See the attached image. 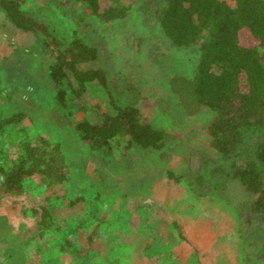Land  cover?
Returning a JSON list of instances; mask_svg holds the SVG:
<instances>
[{
  "label": "rangeland",
  "instance_id": "1",
  "mask_svg": "<svg viewBox=\"0 0 264 264\" xmlns=\"http://www.w3.org/2000/svg\"><path fill=\"white\" fill-rule=\"evenodd\" d=\"M21 1L59 38L79 37L97 49L107 83L89 88L92 103L110 113L132 106L175 138L161 150L110 152L84 142L75 107L60 102L49 76V53L0 10V119L24 114L22 127L58 144L70 173L56 189L64 197L55 225L62 229L44 238L29 211L43 198L31 186L21 196L0 190V264H264V215L251 213L253 198L229 176L238 158L210 146L215 114L204 107L187 115L169 89L173 76H195L201 54L164 34L163 0H134L128 17L111 23L82 0ZM249 134L241 158L264 143V129ZM15 138L0 145L8 152ZM70 238L75 249L61 251Z\"/></svg>",
  "mask_w": 264,
  "mask_h": 264
},
{
  "label": "trees",
  "instance_id": "2",
  "mask_svg": "<svg viewBox=\"0 0 264 264\" xmlns=\"http://www.w3.org/2000/svg\"><path fill=\"white\" fill-rule=\"evenodd\" d=\"M82 2L104 23L126 19L134 5V0ZM163 2L160 26L164 34L176 47L196 46L201 54L195 76H173L169 89L187 115L195 116L204 107L215 114L207 127L210 146L224 158H238L231 163L229 176L253 198L251 213L264 215V143L245 151L246 157L239 156L249 132L264 129V0ZM0 10L8 23L37 37L49 53V76L60 102L75 107L76 132L84 142L110 152L134 146L161 150L175 138L142 119L132 106L110 113L90 101L89 88L107 83L97 64V49L79 37L59 38L46 23L29 16L21 0H0ZM25 118L18 113L0 119V139L6 140L9 134L17 138L8 152L0 145V190L21 196L31 186L32 196L43 198L29 211L37 221L38 236L44 238L62 229L55 225L64 197L56 189L70 181V173L61 147L29 133L22 127ZM60 245L61 251H71L75 240Z\"/></svg>",
  "mask_w": 264,
  "mask_h": 264
}]
</instances>
